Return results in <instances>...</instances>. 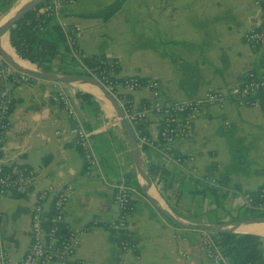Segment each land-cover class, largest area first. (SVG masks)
Wrapping results in <instances>:
<instances>
[{
	"label": "crops",
	"instance_id": "0c3cea01",
	"mask_svg": "<svg viewBox=\"0 0 264 264\" xmlns=\"http://www.w3.org/2000/svg\"><path fill=\"white\" fill-rule=\"evenodd\" d=\"M117 1L65 0L64 20L69 28L80 26L77 44L85 56L116 57L118 74L156 78L162 97H202L208 89L242 83L248 71L263 72L261 51L244 39V33L260 21L257 0H121L109 16L99 15ZM16 2L0 0V17ZM9 45L17 58L31 65ZM76 67L67 55L56 53L49 70L76 73ZM58 82L36 77L12 85L1 164L3 171L12 174L32 168L35 177L28 193L0 195V211L8 218L0 250L8 264H17L29 244L37 191L48 185L57 190L66 183L73 192L65 204L64 222L69 228L83 229L76 252L82 264H117L119 259L125 264H211L200 242L201 230L171 221L141 191L122 126L102 128L116 115L111 103L77 83ZM3 84L0 80V88ZM60 87L71 96L84 124L101 128L92 135L99 168H85L82 151L74 142L73 118L55 98ZM77 89L91 93L93 102L77 95ZM130 96L132 107L138 109L150 91L142 87ZM158 127L157 115L144 120L153 142L141 151L146 164L165 170L168 186L151 175L161 203L189 221L229 222L252 215L242 196L243 191L264 186V104L260 100L203 104L195 121L196 136L175 138L169 148L158 138ZM173 154H193L195 159L181 166ZM212 176L220 183L212 185V191H191L192 178L209 184ZM118 179L138 189L126 225L134 243L127 248L119 246L102 223L118 215L112 199V183ZM49 204L50 199L47 208ZM260 235L264 252V235Z\"/></svg>",
	"mask_w": 264,
	"mask_h": 264
},
{
	"label": "built area",
	"instance_id": "2783aa9c",
	"mask_svg": "<svg viewBox=\"0 0 264 264\" xmlns=\"http://www.w3.org/2000/svg\"><path fill=\"white\" fill-rule=\"evenodd\" d=\"M257 2L261 9L260 21L244 33V39L251 47L261 51L263 64L261 75H256L254 71H248L246 79L242 83L231 85L224 90L208 89L202 97L188 99L162 97L156 78L142 80L136 75L118 74L120 61L116 57H100L94 65L85 63L83 60L85 55L77 44V33L80 31V26L69 28L64 20L65 0H43L36 12L44 17H51L53 21L58 23L64 33L67 56L75 62L81 71L98 80L114 96L131 123L140 148L151 145L153 140L144 129L136 128L135 124L147 119L150 114L158 116V138L164 147L169 148L175 138L192 140L196 136L195 121L203 104L223 106L231 100H236L238 103L254 104L257 99L264 104V0H257ZM37 28L41 29L42 23L39 22ZM31 65L36 64L31 62ZM35 78L36 76L11 65L0 54V80L4 83L0 88V195L26 194L31 191L35 171L25 167L16 174L6 173L1 164V153L4 135L10 125L9 115L13 103L12 85L17 81L28 82ZM142 87L150 91V97L144 101L140 108L134 109L131 105L130 93ZM55 98L62 103L67 113L73 118L74 142L82 151L86 170H91L94 167L99 168V159L92 144V135L101 128H88L84 124L83 119L75 109L71 96L62 87L57 91ZM114 124H119L117 115L107 121L102 128ZM194 159L193 154H173V160L181 166L191 164ZM208 182L214 186L220 184L219 179L215 176L209 177ZM72 192L73 187L70 183H66L57 190L52 185H48L37 191L30 213V241L17 264L83 263V260L76 255L83 229L70 228L68 234L59 241L58 235L54 234L55 223L64 221L65 204ZM137 192V187L124 179H118L112 183V199L119 212L117 217L111 220V226L126 227L127 217L134 207L133 197ZM256 192L254 194L251 191H243V205L249 211L264 213V186L258 187ZM51 193H53L52 196ZM49 199L50 204L47 208ZM50 207L53 209L51 219L54 223L47 230L43 225V220L45 219V211ZM200 242L211 264H231L229 257L224 253L211 231L201 230ZM130 246L133 244L121 247ZM0 258L1 264H8L2 250H0ZM117 264H125V262L119 259Z\"/></svg>",
	"mask_w": 264,
	"mask_h": 264
},
{
	"label": "trees",
	"instance_id": "16d2710c",
	"mask_svg": "<svg viewBox=\"0 0 264 264\" xmlns=\"http://www.w3.org/2000/svg\"><path fill=\"white\" fill-rule=\"evenodd\" d=\"M8 1L9 0H6V2ZM120 2L121 0H118L110 9L103 13H99V15L103 17L109 16L119 7ZM42 3L43 0L35 7L30 8L24 15L15 21V23L9 28L8 39L15 52L20 57L30 60L38 67L49 69L52 57L56 53L67 55V46L65 43L64 33L58 23L55 21L50 22V20H52L51 17H44L42 14H38L36 12L37 8ZM39 22L42 23L41 29L37 28V24ZM100 57L104 56H84L83 60L88 65H94L98 62ZM73 65H75V62H73ZM76 73L85 74L78 68L76 69ZM140 79L145 80L142 77H140ZM75 93L87 102H93L91 93L81 89H77ZM135 127L144 129V120L137 122ZM142 149H144V146ZM147 168L151 175L158 177V182L162 179L164 181V185H170V183H168L169 181L164 177L165 170L160 165L148 163ZM192 182H194V187L191 189L192 192H206L214 189L212 185L204 183L201 179L192 178ZM257 189L247 191H251L256 194ZM249 213L252 215H264V213L253 211H249ZM52 215L53 209L50 207L45 211V219L43 220V225L47 230L54 223L51 219ZM102 223L110 231L119 246H129L134 243L132 235L127 227H113L111 226V221ZM55 224L56 228L54 234L58 235L59 241L62 240V237L68 234L70 228L66 226L64 221H57ZM211 233L216 237L224 253L229 257L231 264H264L263 239L260 234L241 231H222Z\"/></svg>",
	"mask_w": 264,
	"mask_h": 264
},
{
	"label": "water",
	"instance_id": "95a60500",
	"mask_svg": "<svg viewBox=\"0 0 264 264\" xmlns=\"http://www.w3.org/2000/svg\"><path fill=\"white\" fill-rule=\"evenodd\" d=\"M42 0H27L26 2L22 3L17 9L14 10L12 15L7 17L6 19L2 20L0 19V54L11 65L16 67L17 69L24 71L28 74H31L33 76L43 78V79H49L53 81H59L63 83H90L95 85L99 88L102 95L111 103L115 110V114L119 118V123L122 126L125 136L129 142V145L131 147V151L133 153L134 157V163L136 168V174H137V181L138 185L141 189V191L148 197V199L155 205V207L167 218H169L171 221L177 223L178 225H181L186 228H193V229H199V230H207L211 232H222V231H241L237 229V227L243 223H264V215L263 214H257V215H250L243 218L235 219L229 222H199V221H189L188 219H185L175 212H173L167 205L161 203L157 197H155L153 194L149 191V183H153V178L151 174L148 171L147 164L145 161V158L142 155V151L140 146L138 145L136 136L134 134L132 125L128 118L125 116L122 108L118 104L117 100L114 98V96L107 91L104 86L93 77L82 74V73H59L55 71H51L49 69H41L36 67V65H22L19 63L11 52L6 50L1 42V36L4 33H7L9 28L15 23V21L24 15L30 8L35 7L39 2ZM2 13V17L4 14ZM7 216L2 214L0 211V242L1 244L5 243V225L7 223ZM241 232H252V231H241ZM256 233V232H254ZM259 234V233H258ZM6 253L3 252V255ZM1 258H0V264H1Z\"/></svg>",
	"mask_w": 264,
	"mask_h": 264
},
{
	"label": "bare ground",
	"instance_id": "6f19581e",
	"mask_svg": "<svg viewBox=\"0 0 264 264\" xmlns=\"http://www.w3.org/2000/svg\"><path fill=\"white\" fill-rule=\"evenodd\" d=\"M27 0H17V2L15 4H13V6H11L7 11L6 13L4 14V16L0 17L1 21L6 19L7 17H9L10 15H12V13L14 12L15 9H17L22 3L26 2ZM1 42H2V45L3 47L8 50L9 52H11L13 55H16L14 54V52L12 51V48L10 47L9 45V42H8V35L7 33H4L2 36H1ZM16 57V56H15ZM17 61L19 63H21L22 65H26L28 66V64L22 60H20L19 58H17ZM80 87L84 88V89H87L89 91H92L93 93L97 94L98 96H102L100 90L98 87H96L95 85L93 84H90V83H77ZM149 183V191L151 194L155 195L156 197L159 195L157 194V190H156V187L154 186L153 183L151 182H148ZM158 198V197H157ZM160 198V197H159ZM237 229H240V230H244V231H252V232H256V233H259V234H262L264 235V223H243L241 225H239L237 227Z\"/></svg>",
	"mask_w": 264,
	"mask_h": 264
}]
</instances>
